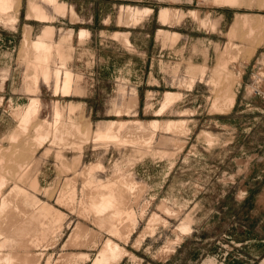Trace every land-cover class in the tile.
I'll list each match as a JSON object with an SVG mask.
<instances>
[{
	"label": "rangeland",
	"instance_id": "obj_1",
	"mask_svg": "<svg viewBox=\"0 0 264 264\" xmlns=\"http://www.w3.org/2000/svg\"><path fill=\"white\" fill-rule=\"evenodd\" d=\"M58 1L65 2L68 9L72 7L76 13L74 17L70 12L56 14L45 4L55 16L49 23L56 27L55 40L60 39L64 30L73 31L72 39L64 45L69 54L66 66L73 72L69 95H63L61 91L55 94L53 80L50 83L40 80L36 95L27 91L31 70L24 52V37L26 34L30 39L35 38L47 24L26 18L28 0H21L12 12L17 16V22L0 24L2 154L6 148L14 150L15 147L20 150L28 147L25 150L28 152L34 145L35 127L45 124L46 120L52 122L55 103L66 115L68 105L73 103L72 116L80 122L78 127L85 131L89 129L90 136L99 124L110 120L126 121L121 135L129 136L139 131L154 133L149 122L153 119L163 123L184 118L187 121L185 133L158 128L153 142L143 147L145 153L130 143L122 145L90 139L87 144H82L84 153L80 163L76 164L78 172L85 164L95 163L91 166L96 168V163H101L103 168L94 172L95 178L114 179L123 172L139 184L140 193L129 195L134 217L138 220L137 228L128 242L112 236L128 252L113 264H264L263 26L258 27L262 31L256 29L251 40L247 28L237 30L232 41L238 46L239 56L228 63L225 72H220L221 80L213 83L221 54L231 42L229 32L235 18L237 21L246 14L264 20V0H242L239 5L232 1L227 3L230 0H225L222 5L212 0ZM127 5L150 7L153 11L138 23H120L121 8ZM162 7L177 8L181 16L171 24L162 25L158 20ZM192 10L206 19L207 25L201 24ZM84 28L90 34L79 39L78 32ZM160 28L176 32V39H167L160 34ZM116 32L125 33L130 43L125 44L116 37ZM58 62L55 53L52 65ZM201 65L207 66L199 72L202 77L197 75L193 86H189L190 81L186 82L190 78L189 67ZM228 84L236 93L235 103L225 112L217 111L212 108V103L218 93L225 92ZM134 90L138 102L128 109L126 103ZM166 91L179 92L181 98L162 115H155ZM32 96L40 99L39 120L33 118L29 131L13 144L9 137L17 132L21 115L14 109L24 108ZM67 123L77 122L66 121L63 125ZM205 132L212 134L211 141L207 140ZM50 146L53 147L46 155L45 150ZM77 148L79 146L49 141L33 157L31 148L30 155L25 152V156L16 157L14 162L0 163V175L7 179L2 193L13 184L21 183L32 196L49 201L64 212L53 242L31 250L27 247L18 249L22 256L25 254L24 258L28 251L31 255L38 254L35 264H70L63 261L64 255L70 252H87L89 260L75 264H91L103 239L111 236L96 223L92 214L83 216L77 209L73 212L68 201L54 198L61 192L65 194L70 188L65 179L73 176L62 169L56 151H63L72 162L77 156ZM21 158H24L22 162ZM85 170L83 177L86 180ZM83 177L78 174L72 181L77 190V202L86 190ZM35 178L39 180L40 189L32 185ZM22 191L27 194L25 189ZM27 202L33 204L31 198ZM162 204H167L173 212L162 211ZM30 211L34 212L33 208ZM154 212L166 223H157L154 232L147 233L138 244L136 241ZM186 215L192 218L191 232L175 244L176 227ZM78 223L90 234L72 243L71 236ZM169 242L174 251L162 253V248ZM5 250L0 246L2 254Z\"/></svg>",
	"mask_w": 264,
	"mask_h": 264
},
{
	"label": "crops",
	"instance_id": "obj_2",
	"mask_svg": "<svg viewBox=\"0 0 264 264\" xmlns=\"http://www.w3.org/2000/svg\"><path fill=\"white\" fill-rule=\"evenodd\" d=\"M231 1L233 3L238 4V5L242 4V0H230L227 3H231ZM20 2H21V0H20ZM212 2L215 4H218L216 0H212ZM32 3H34L35 5H32ZM45 4L51 6V8L54 10V12H56V14L65 15L66 13L70 12L72 17H74L76 14L72 7H71V9H68V6L65 2H60L58 0H50V1H48V0H28L26 18L27 19H33V20H36L39 22H44L47 24L44 25L41 32L35 38L30 39L26 34L24 37V52H25V56L29 58L28 59V61H29L28 69L31 70V73L29 76L30 78H28L29 83L27 85V91L29 93H32L33 95H36L35 93L38 91L40 80H42L44 83H50V81L53 80V88H54L55 94H57L59 92V91H57L58 85H60L59 86L60 91L63 93V88L65 85V79H66L65 76H66V74L69 73V76H68L69 77V83H68V88H67L68 92L63 93V95H69L71 88H72V84H73V72L66 66L67 61L69 59V54L65 52L64 45L72 39L73 31H72V29H68L67 31L64 30V33L62 34L60 39L55 40L54 37H55V33H56V27L53 24H49L50 22H53L55 20V16L50 11L47 10ZM223 4H225V3H223ZM219 5H222V4H219ZM233 5H235V4H233ZM31 6L33 9L31 8ZM37 7H38V9H36L37 10L36 11L35 8H37ZM152 11H153V9L150 7L140 8L137 6L127 5V6H124L121 8V13L119 15V22L120 23H126V24L138 23L143 19L144 16L148 15L149 13H152ZM192 14L195 18L200 20L201 24L207 25L206 19L200 18L198 16V12L196 10H192ZM179 16H181V14L177 8L162 7L159 11V14H158V20L160 21V23L162 25H168V24H171L173 21L178 20ZM236 18H235L234 22L232 23L231 30H230L229 34L232 31V28L234 26L233 24H235ZM15 22H17V16H16ZM0 24L8 25L7 23H4V22H0ZM159 32H160V34H162L163 36H165L169 40L170 39L175 40L177 35H178L176 32H170V31L164 30L162 28L159 29ZM89 34H90V31L88 29L84 28V29H81L80 32H78L77 36L79 37V39H83L86 36H88ZM114 35L116 37L121 38V40L125 44L130 43L128 36L125 33L116 32ZM37 40L43 41L47 45L51 46V51H50V53H48L49 55H47L49 57V59L47 58V60H49L48 61L49 63L48 62L45 63V62H41V61L38 62L39 61L38 60V57H39L38 52H36L35 51L36 49H34V46H33L34 42L32 43V41H37ZM26 44H27V46H26ZM224 52H222L221 55H223ZM55 53H57V57H58L59 62H58V64L56 63V65L53 66L52 61H53V55ZM40 55H41V53H40ZM221 55H220V57H221ZM220 57H218L217 60H219ZM222 57L220 59L221 62H222ZM221 62L218 63L219 66L216 68V71H215L214 76H213V83H215V84H217L221 80L222 74L220 72H222V71L225 72L223 69H220V68H222ZM203 66H206V65H201V66H196V67L190 66L189 67L190 78L186 81L187 84L190 81L189 86H193L194 81H195V77L197 75H199L200 78L202 77L201 74H199V72L203 68ZM206 68H207V66H206ZM43 69L45 71L48 69L46 71V72H48V74L50 76L48 78V80H46L45 76H43V74H44ZM60 69L62 71V77H60V81H59L56 77V75H57L56 72ZM36 72H38V76H39L38 77L39 79L37 80L38 82L35 81V78H33L37 74ZM34 82H36V83H34ZM166 93H172V94L180 95L176 100L181 98V94L179 92L166 91L164 93L162 101H161V107L163 105ZM230 94L235 97L234 99H236V93L231 90V87H230ZM33 99H38L40 101L38 96H32L30 98V101L27 103V105L24 106V108L22 106V107H17L14 110L17 112H21V115H22L24 113V111L26 110V108H28V106L30 105V102ZM175 101L170 103L168 108H166L163 111V113L167 109H169V107L172 106V104ZM137 102H138V95H137V92L134 90V92H132L130 99L126 103V106L129 109V108L133 107L134 105H136ZM234 103H235V100H234L232 106L234 105ZM39 107H40V102H39V106H38V112H39ZM161 107L155 111V115H162L163 114V113H161V114L156 113L157 111H159L161 109ZM73 110H74V105H73V103H70L68 105L69 113L66 115L64 109L58 103H55L53 119L51 121L55 120L56 112L59 111L61 113L62 120L65 121V123H66V121H74V122H77L79 124H77V123H71V124L78 127V125L80 126V122L72 116ZM221 112H225V111H221ZM21 115H20V117H21ZM37 115H38V113H37ZM20 117L18 119L19 121H20ZM37 119H38V117H37ZM44 120H46V119H44ZM136 120H138V119H136ZM153 120L160 121L159 119H153ZM153 120H151V121H153ZM170 120H185L186 121V119H184V118L170 119ZM115 121L121 122L123 120H121V121L120 120H110V121L104 122L102 124H99L93 133H96L99 131H106L112 125V123ZM140 121H142V120H140ZM167 121H169V120H167ZM153 132L155 134L154 130H153ZM205 133L209 134L210 132H205ZM210 135H212V134L210 133ZM154 138H155V135H154ZM211 138H212V136H211ZM52 147L50 146V147L46 148V150H45L46 155H48L50 153V151H51L50 149ZM83 147L81 149L82 151L79 148L76 149L78 153H77V156H75L73 158L72 162H69V159L66 157V155L64 154L63 151H61V150L56 151V157H57V159L61 160L62 169L64 171L70 172L71 174H73V176L66 177V179H65L67 181V185L70 186V188L68 187V190L65 191V194H63V192H61V193H59V195L57 194L54 198H56L57 201L58 200H63L66 202L68 201L70 203L69 208L73 212L75 209H77L79 211V213L83 216H88V215L92 214L94 216V220L96 221V223L101 228L106 229L110 233L109 235H111V236L103 239L101 247L99 248V251L101 250V248L103 247V245L105 244V242L108 239H110L112 242L119 244L120 247L124 248L117 240H114L112 238V236L116 237L117 239L122 240L124 242H128L130 237H131V234L136 230L138 220L135 219V217H134V212L132 211V208H131V205L129 202V195H131L132 192L137 193V194L140 193V191L138 190L139 184L137 181H135V179H133L130 176V174H125L123 172H120L118 177L114 178V179L102 180V179L95 178L94 172L96 170H99L100 168H103L101 163H96V165H99V166L101 165V167L98 166L99 167L98 169L96 167L93 170L91 169L92 168L91 165H95V163L85 164L82 167V169L78 172V169L76 168V164L80 163V160L83 156V153H84ZM134 147H137V146H134ZM143 147H145V146H138L137 147L138 151L145 153V151L142 150ZM146 147H148V146H146ZM70 149H73V148L71 147ZM85 169L86 170L88 169L86 180L83 177V172ZM90 170H92V171H90ZM78 174L83 177V184L85 186L84 189H86V190H85V193L82 194L84 196L77 202V197H76L77 190H76V187L74 186V184L72 183V181H73V178L76 177ZM130 182H132L133 184L132 183L130 184ZM11 184H12V182L9 185H11ZM19 184L22 187V189L24 187V189L27 191V194L24 192L22 194V197H23V199H21L22 200V206H21L22 211H21L20 218L18 219L20 222L18 221L19 223L17 224V229L13 230L14 228L13 229L10 228L5 233V235H2L3 237L0 236V246H1V248L6 249L4 254H6L7 251H8L7 254H9L11 252L10 253L11 259L9 260V262H10L9 264H35V262L37 261V258H38V254H34L35 256L37 255L35 258V256L29 254V251H28L27 252L28 257H26L28 259H26V258H24V254H23V256L20 255L21 253H19L18 249L24 250L27 247L28 250L29 249L31 250V248H35V247L38 248V247H41L44 245L47 246L48 244H50V242H53L55 240L54 239L55 234L58 231L59 227L61 226V222L64 218V212L59 207H57L55 204H51L49 201H44L43 199H41L39 197L32 196L28 192V190L25 188V186H23L21 183H19ZM32 185L33 186L37 185L38 189H40V184H39L38 179L35 178L32 181ZM127 185H128V187H127ZM133 185H134V187H133ZM73 191H74V193H73ZM46 192H48V189H46ZM141 192H142V190H141ZM50 197L52 198L53 195L51 194ZM30 198L32 199L33 204H30L27 202V200L29 201ZM98 200H100V201L98 202ZM25 201H26V205H25ZM101 206L103 207L102 212L98 211V208ZM22 207H24V208H22ZM30 208H33V210H34V212H32V214H31ZM160 208L162 209V211H164L167 214H170L171 212H173V210L167 204H162ZM168 209H169L168 212H170V213H168L166 211ZM57 211L61 212L62 214H59ZM27 212L30 214L27 215L28 214ZM99 212H101V213H99ZM24 213H26V214L24 215ZM142 215H143V213H142ZM155 215L162 218V216L157 212H154L149 217L147 226L145 227V229L143 230V232L140 234V236L138 237V239L136 241L138 244L140 241H142L144 239V236L147 233H153L155 230V226L157 224L156 222H160L159 220L157 221V219H155L156 218ZM21 217L22 218L24 217L23 219L25 221H21V219H22ZM153 217H154V219H153ZM161 220H162V222L166 223L165 219H161ZM163 220H165V221H163ZM152 221H154V222H152ZM191 222H192L191 216L186 215L184 217V219L177 225L176 230L180 226L186 225L190 228V231H189V233H190L191 228H192ZM151 223H153V224H151ZM189 233L184 234V235H188ZM89 234H90L89 230L87 228H85L81 223H78L76 225V227L74 228V231L72 233L71 241H72V243H76L82 239H85V237L88 236ZM10 236H11V238H10ZM164 248H165V246H164ZM124 250H126V249L124 248ZM99 251H98V253H99ZM162 251H163V248H162ZM13 254L16 257L15 256L12 257ZM97 256H98V254H97ZM89 258H90V256L87 252H70V253L64 255L63 261L70 263V264H75L79 261L89 260ZM95 259L96 258L92 259L91 264ZM209 264H213V263L210 262Z\"/></svg>",
	"mask_w": 264,
	"mask_h": 264
},
{
	"label": "bare ground",
	"instance_id": "obj_3",
	"mask_svg": "<svg viewBox=\"0 0 264 264\" xmlns=\"http://www.w3.org/2000/svg\"><path fill=\"white\" fill-rule=\"evenodd\" d=\"M48 1H50V0H48ZM216 1H217L218 4H222V3L225 2V0H216ZM19 5H20V0H0V22H4V23H7V24L15 23L16 15L12 14V12L14 11L15 7H18ZM32 5H35V4L32 3ZM31 8H32V6H31ZM36 9H38V7L35 8V10ZM15 12H16V10H15ZM233 25L234 26H233L232 31L230 33L231 39L229 38L231 42L230 43L228 42L229 44H228L226 50H224L225 51L224 54L222 55L223 56L222 57V62L220 61L222 68H220V67L219 68L223 69L224 71H226L228 63L232 59H237V57L239 56L238 46L236 44H234L233 41H232L233 37L235 38L236 35H237V30L239 28H241V29L245 28V30H246V28H247L248 29L247 30L248 39L251 40V38L256 33V29H258V27H260V26L264 27V20L262 18L261 19H257V17H254L253 15L249 16V15L243 14V15H241L238 18V20ZM241 29H240V31H241ZM33 42H34V45H33L34 49H36L35 51L38 52V56H39L38 60H40L42 62H45V63L48 62L49 60H47V58L49 59V57L47 55H49L48 53H50V51H51V46L47 45L43 41H38L37 40V41H32V43ZM26 46H27V44H26ZM248 49H249V47H248ZM40 53H41V55H40ZM40 61H38V62H40ZM46 71L44 70V74L41 71L40 72L43 74V76H45V79L48 80V78L50 76H49L48 72H46ZM36 73L37 74L36 75L34 74L35 76L33 77V78H35V81H37L39 79L38 78L39 77L38 76V72H36ZM56 74H57L56 75L57 79L60 81V77H62L61 69L58 70L56 72ZM68 76H69V73L66 74V76H65L66 79H65V85H64V88H63V93L64 92H68V89H67L68 88V83H69V77ZM34 83H36V82H34ZM59 86L60 85L57 86V91H60V87ZM229 86L230 85L228 84V87H227L228 89H226L225 92H223V90H222V92L218 93L219 94L218 96L216 95L217 97L214 99V101L212 103V108L213 109L221 112V111H225V110L227 111V109H230L232 107V104H233V102L235 100L234 99L235 97L231 96L230 91H229L230 90ZM179 96L180 95H178V94L166 93L163 105H162L161 109L159 111H157L156 113H158V114L163 113V111L166 108H168L170 103L175 101ZM39 102L40 101L38 99H33L30 102V105L28 106V108H26L24 113L21 115L20 121H19L18 126H17L18 130H16L17 132L10 136V141L13 142V144L17 143L20 140V138L22 137V135L29 131V128H30V125H31V123L33 121V118H35L37 116ZM64 123L65 122H63V120H62L61 113L59 111H57L55 120H53L52 122H49V121L46 120L45 124H39L37 126V128L35 127V130H36L35 132H37V133H36V135L34 136V139H33V141H34L33 144L34 145H33V147H31L32 149L30 148L31 151L29 149V151L31 152V156L32 155L34 156V154L37 152V150H39L41 147L44 146L45 143H47L49 141L55 142V144L56 143L57 144H66V146H67V144H69V145L72 144V146H79L80 149H82L81 148L82 144L83 143L87 144V142L90 139L91 140L95 139V141L96 140H101V141L115 142V143H120L122 145H129V143H130L132 146H137V147L138 146H145L146 147V146L150 145L153 142V134L154 133L149 134V133H146V132L142 133V132L139 131V132H134L133 134H131L129 136H122L121 133H122V130L124 129V127H125V125L127 123L126 121H121V122H116L115 121V122L112 123V125L108 128L107 131H99V132L94 133L92 136H90L91 132L89 131V129L85 131V130H82L81 128L77 127V126L72 125L71 123L67 124L68 126L67 125L64 126L63 125ZM135 123H136V121H135ZM150 128H152L154 131H156L158 128H162L163 130H165L167 132H172V133H176V134H181V133L183 134V133H185L187 131L186 121L185 120H169V121H166L165 123L164 122L162 123L161 121H158V120H153V121H150ZM205 135L207 136L206 137L207 140L211 141L210 137L212 135H210V133L209 134L205 133ZM12 149H14V150H11V148H6V150H5V152L3 154L0 151V153H1L0 154V163L1 164L3 162H5L6 160H8V161L10 160L11 161L13 159H16V157L19 158V156L24 155L25 152H26L25 150L28 149V147H25L23 150L22 149L20 150V148H17V147L12 148ZM29 151L26 152V153H29L27 155H30ZM27 157L30 158V156H27ZM27 157H26V160L29 159ZM22 159H24V158H21V161L19 159V161L22 162ZM14 161L15 160H13L12 162H14ZM19 166L21 167V165H19ZM97 166H99V165H97ZM23 167H24V165H23ZM99 167H101V165ZM99 167H97V169ZM94 168H91V169L93 170ZM87 170H85V172ZM92 170H90V171H92ZM131 183L132 182H130V184ZM6 186H7L6 177L3 176V175H0V236L5 235V233L10 228H12V229L14 228L13 230L17 229V224L20 222L18 219L20 218L21 211H22L21 210V206H22V200L21 199H23V197H22V194H23L22 187L19 184L15 183L5 193H2L3 189ZM127 187H128V185H127ZM133 187H134V185H133ZM73 193H74V191H73ZM99 201L100 200H98V202ZM22 208H24V207H22ZM102 210H103L102 206L98 208V211L102 212ZM166 211L168 212L169 209L166 210ZM101 212H99V213H101ZM168 213H170V212H168ZM25 214L26 213H24V215ZM29 214L30 213H28L27 215H29ZM31 214H32V212H31ZM153 219H154V217H153ZM155 219H157V221L159 220L160 222H162L161 219H163V218H161L159 216H156ZM154 221H152V222H154ZM163 221H165V220H163ZM156 223H159V222H156ZM151 224H153V223H151ZM177 231H178V234H177L176 241L174 242L175 244L179 243L182 240V236L184 234L189 233L190 228L188 226H186V225H182L176 230V232ZM10 238H11V236H10ZM173 241H171V243ZM163 249L164 250L162 251V253L172 252L174 250V246H173V244H170V242H169V244H167L165 246V248L163 247ZM7 252H6V254H2L0 252V264H9L10 263L9 260L11 259V255H10L11 252L9 254H7ZM126 253H127V251L124 250V248L120 247L119 244H117L115 242H112L110 239H108L105 242V244L103 245V247L101 248V250L99 251L98 256L95 257L96 259L92 262V264H113L120 257L125 255ZM162 255H164V254H162ZM13 256H15V255L13 254L12 257ZM36 256H35V258H36ZM26 259H28V258H26Z\"/></svg>",
	"mask_w": 264,
	"mask_h": 264
}]
</instances>
